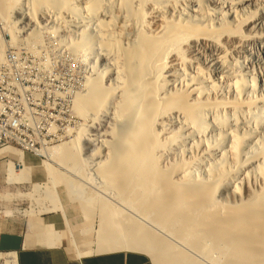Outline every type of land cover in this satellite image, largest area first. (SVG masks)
Here are the masks:
<instances>
[{"label":"bare ground","instance_id":"1","mask_svg":"<svg viewBox=\"0 0 264 264\" xmlns=\"http://www.w3.org/2000/svg\"><path fill=\"white\" fill-rule=\"evenodd\" d=\"M261 5L0 0V28L11 37L0 35V60L8 43L29 50L53 35L57 50L84 64L83 89L73 100L83 124L73 139L44 149L49 161L97 191L86 197L85 185L44 163L86 221L98 206L99 226L81 230L96 234L94 246L82 251L59 194H46L62 213L76 254L139 252L154 264H264V34L255 35L264 29ZM242 27L249 34L239 35ZM251 39L259 61L249 85L241 71L225 70V59L230 49L250 51ZM225 44L231 48L223 50ZM199 55L215 70L199 68ZM30 104L38 105L32 95ZM17 171L11 166L10 181L18 180ZM12 255L0 259L16 264Z\"/></svg>","mask_w":264,"mask_h":264},{"label":"rangeland","instance_id":"2","mask_svg":"<svg viewBox=\"0 0 264 264\" xmlns=\"http://www.w3.org/2000/svg\"><path fill=\"white\" fill-rule=\"evenodd\" d=\"M258 3L260 5L261 4L264 5V0H258ZM210 6L213 9H215L217 7L216 4H210ZM253 10L255 11L256 9L253 8ZM0 22H1V18H0ZM2 28H0L1 39H4V36H5L6 40H10L11 37H7L9 35L8 30L4 29L3 26H2ZM19 29L20 28H18V30ZM240 32L241 33H239V35H244L245 33L249 34V31L245 27H242V30ZM261 34H264V29L258 28L255 31V35H261ZM43 37H44L43 44H39L40 53L49 52V45H48L49 42L47 40H50V42L52 43L51 46L54 47L53 49L57 50V48L59 47V42H60V40L57 36L44 35ZM19 39H21V38H19ZM249 44H250V46H249L250 51L246 50V49H241L238 47L234 48V49H230V51H232V52L234 51V52L231 54H228L227 58L225 57L227 59V60L225 59V61H226L225 67H227V68H225V70L227 69V71L232 72V73L233 72L236 73L237 71H241L244 75H246V78L248 79V81L250 83L252 81L251 80L252 77L255 76L254 72H256L255 70L257 68L255 63L259 61V58L257 57L259 45L256 41H254V39H251ZM37 45L38 44L32 46L31 49L33 48V50H34ZM225 45L226 46H224L223 50L226 51V47L231 48L230 45H227V44H225ZM11 46H14V45H12L10 43L6 44L5 49H4V53H3V57H2V60H0V63L1 62H10V57H17V55H24L25 51H29V50H27L28 48L25 49L24 46L23 47L18 46V47H16V50H9V54H6L7 50ZM58 51L64 52V51H61V49H59ZM230 51H229V53H230ZM76 57L77 56L69 54V59H63V68H66V69H69L72 71H77V73L80 74V79H85V75H86L85 73L86 72L83 69L84 64H83L81 58L78 56L77 59L79 62H71V60H76ZM195 58L200 59V61H198V67L199 68L201 67L203 70H205V72H209L210 70L211 71L215 70L214 68L207 65L208 64L207 62H206L207 64L204 62V59H202V56L199 55ZM232 69H234V70L237 69V70L233 71ZM20 72H22V73H29L30 72V76H25L24 78H23V74H13V81H19V86H20V89L22 91H25V90L29 91V84H33V91L45 90V83L44 82H34L33 83V79L38 78V71H33V65H20ZM226 75H229V73ZM232 75L233 74H230L229 76H232ZM256 78H257V76H256ZM53 80L54 81H63V74L62 73H53ZM1 82H4V84H5V80H0V83ZM251 84L252 83H250L249 85H251ZM261 84H263V82H261ZM257 86H260V80L258 78H257ZM82 89H83V87H82ZM82 89L79 92H81ZM249 89H247V90L249 91L250 96H252L253 95L252 88H249ZM32 96L34 97L35 102L38 105H43V98L41 97V95H32ZM57 107L60 109H68V101L67 100H57ZM39 114L41 115L40 116V120H41L40 123L47 124V129H57L58 123H64V115H57V116L56 115H50V114H53V107L52 106L41 107V111H39ZM68 114L73 115V118H75V120H76L77 127L74 128L73 125H66V129L68 128L72 132L71 134H69L70 137H67L68 134L66 132H63L59 136V141L51 143L50 145H48L44 149H48V148L57 146V145L63 143L64 141L71 140V139H73V137L77 136L78 129L80 128L81 124H83V120L74 113L72 102L70 104ZM104 131L105 130H103V132ZM71 136H73V137L71 138ZM44 149L41 152L42 156H34V155L23 153L24 154L23 158H29V163L27 161H25V164L23 161L22 162L21 161L16 162L18 169L22 168L21 165L24 166L23 168H25V171H23V172H21L20 170L17 171L18 181H24V182H21L20 184H16V185L4 184L3 186H0V213H1V215H14V214H19V213L28 214V211L33 212L35 214H37V213L38 214L49 213V211H47L45 209L51 208L54 204V203L52 204L53 200L50 199V196H51L50 194L51 193H58L60 198H61V201L65 205H67V209L69 210V213H68L69 219H72L73 222L76 223V225L74 226V230L77 233H78L79 229L82 230L85 227H89V226H94V228L98 227L99 223H100L99 218H98V213H99L98 206H94L95 212H93V213H95V214L93 215V219L86 221V219L84 217L83 209L81 208V205L77 202H72L69 200V195L67 193L66 187L63 186V184H61L60 182L57 184V187H55V184L53 182H51L50 174L47 171V169L45 168L44 163L50 162L51 164H53L52 168L54 170L55 175H57V176H61V175L68 176L75 183L82 184L81 186L85 185L83 177L81 178L77 174H74L72 172L71 173L68 172V170H66L62 165H60L58 163H53V162L49 161L48 158L44 155ZM32 162H34V163H32ZM33 166H38V168L37 169L35 168V170L32 169L31 171L29 170V172L26 173V169H31ZM86 171H87V168H86ZM88 171H89V169H88ZM91 172H93V171L91 170ZM196 172L201 173L202 171L200 169H197ZM92 177L95 179V175H93ZM29 178H32V180H33V181L31 180L32 183H39L40 189H41L40 193H35V189L33 188V184L30 182ZM25 180H27V181H25ZM87 186H89V188ZM36 187L38 188L39 186L37 185ZM83 187H86V188H84L86 190V195H85L86 197H88L89 195H92L93 189H94V193L96 191L95 188H93V187H95V185L92 184L91 182L89 185H85ZM47 192H48V194H47ZM32 193L34 194V195H32V197H30L29 195L26 196V194H32ZM46 194L50 195V196L48 197ZM83 197H84V195H83ZM94 205H96V203ZM95 235H96L95 233H91L90 235L83 236V239H85L84 240L85 242L92 243V241L95 242V240H94ZM94 242H93V246H94ZM0 264H5L4 260L0 259ZM153 264H154V262H153Z\"/></svg>","mask_w":264,"mask_h":264},{"label":"built area","instance_id":"3","mask_svg":"<svg viewBox=\"0 0 264 264\" xmlns=\"http://www.w3.org/2000/svg\"><path fill=\"white\" fill-rule=\"evenodd\" d=\"M47 41V53H40L38 44L34 50L29 48L24 55L0 63V80H5V87L0 88V148L12 146L21 153L42 156V150L59 141L60 134L66 132V125L77 127L75 118L68 112L85 79H80L77 71L63 68V59H69V54L53 49L50 40ZM9 50H16V47L11 46L6 54ZM71 62L79 61L76 57ZM20 65H33V71H38L33 83L44 82L45 90L33 91V84H29V91H22L19 81H13V74H23L24 78L30 76V72H20ZM53 73H62L63 81H54ZM8 88H15V95H8ZM31 95H41L43 105H31ZM57 100H67L68 109L58 108ZM44 106L53 107L50 115H64V123H58L57 129H47V124L40 123L39 111Z\"/></svg>","mask_w":264,"mask_h":264},{"label":"crops","instance_id":"4","mask_svg":"<svg viewBox=\"0 0 264 264\" xmlns=\"http://www.w3.org/2000/svg\"><path fill=\"white\" fill-rule=\"evenodd\" d=\"M24 154L12 146L0 148V186L24 182L10 181L11 166L14 170H20L16 162L23 161L20 156ZM23 159L29 163V158ZM29 170L31 171V169H26V173ZM29 179L31 182L32 178ZM32 184L35 193H40L39 183ZM27 195L32 197L34 194ZM64 206L68 216L69 210L67 205L64 204ZM52 209L54 206L46 210L51 211ZM31 213L29 211L28 214L14 215H1L0 213V254H13L16 264H153L149 256L139 252L115 251L79 256L75 253L70 232L61 212L52 210V212L43 214ZM69 220L80 250L92 247L93 243L84 241L80 229L78 233L74 230L76 223L72 219ZM59 235L61 240L58 238Z\"/></svg>","mask_w":264,"mask_h":264}]
</instances>
